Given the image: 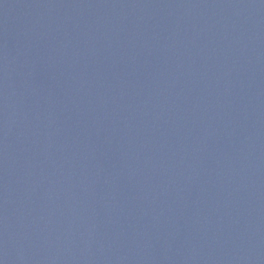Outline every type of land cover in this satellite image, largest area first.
I'll return each instance as SVG.
<instances>
[{"label": "water", "instance_id": "95a60500", "mask_svg": "<svg viewBox=\"0 0 264 264\" xmlns=\"http://www.w3.org/2000/svg\"><path fill=\"white\" fill-rule=\"evenodd\" d=\"M0 264H264V0H0Z\"/></svg>", "mask_w": 264, "mask_h": 264}]
</instances>
